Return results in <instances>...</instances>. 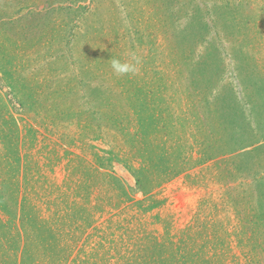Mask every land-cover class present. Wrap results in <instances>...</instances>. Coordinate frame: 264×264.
I'll return each mask as SVG.
<instances>
[{
    "label": "rangeland",
    "instance_id": "obj_1",
    "mask_svg": "<svg viewBox=\"0 0 264 264\" xmlns=\"http://www.w3.org/2000/svg\"><path fill=\"white\" fill-rule=\"evenodd\" d=\"M0 136L34 257L117 264L196 224V262L264 264V0H0Z\"/></svg>",
    "mask_w": 264,
    "mask_h": 264
},
{
    "label": "trees",
    "instance_id": "obj_2",
    "mask_svg": "<svg viewBox=\"0 0 264 264\" xmlns=\"http://www.w3.org/2000/svg\"><path fill=\"white\" fill-rule=\"evenodd\" d=\"M11 127L14 128L12 123ZM4 136H8V134L3 133V137ZM3 137L0 136V140L2 138L3 142L5 141L4 144L12 146V150L5 149L1 155L8 160L9 164L11 163L17 167L22 166L19 162L21 161L22 155L20 156V153L15 145L16 141L18 140H16L14 143H11V141H9V138L3 139ZM15 137L18 138V131H16ZM28 156L25 157V160L29 158ZM113 158L115 159L116 157ZM18 179V175L16 174H13V176L10 178H4L3 176L0 178V212L4 214L2 216L0 215V230H8L3 243H1L0 239V258L3 254H7V252L3 253V249L5 251L7 249H11L10 251L12 252L19 251L21 256L19 264H55L57 262V258L47 261V257L45 256L34 257L33 252L29 250V248H27L25 245L27 243L24 242L26 241V239L24 238V232L26 229L28 230V232L32 231L35 228V225H31L33 220L30 219V215H28V213L26 214L24 213V210H22L24 204L26 205L27 199L29 200V202L30 199L28 196L21 193L19 189H16V186H18ZM9 207L13 209V212L9 211ZM17 210L19 211L18 213H21L20 216H17ZM5 215H8V217H6ZM88 222H93L92 216L90 220H88ZM81 223L83 224L81 226L78 225V228L74 226V229H72L73 232H84V227L89 226L84 225V222ZM79 228L80 230H77ZM199 228L200 226L195 224V226L191 225V227H189L188 229L182 230L180 233V235L182 236L177 240L178 245L176 243V240L172 239L175 238V236H170L169 238L171 240L168 238V241H166V243L163 240L152 242L150 239H148V237H140L135 241L136 249L134 250V253L136 254L118 255L117 257H115V260L119 259L117 264H140V260H144L145 264H219L217 257L219 253H217L218 255L216 254V257L213 256L211 259H204L200 256L198 259L199 262H196V257L193 259L194 254H191L190 250H193L192 247H194L196 243L195 241L191 243L188 236L197 233ZM61 229L65 231L64 227H62ZM53 230L54 229L50 227V232H52ZM66 230L67 231H65L64 233H68L70 231L72 232L71 228ZM62 235L63 233L61 234V236ZM15 242L17 244L16 246L20 244L18 247H16V250H14ZM60 242L62 241L60 240ZM153 243L155 245H158V247H163V252L157 253L156 255L151 253L149 255V252L151 250L149 249V246H151L152 248ZM177 248L179 253H177ZM106 254L107 253L100 255V259L103 260ZM109 258H112V256L108 257V259ZM108 259L104 260L106 261V263L103 264H110L108 262ZM77 260L80 262V259Z\"/></svg>",
    "mask_w": 264,
    "mask_h": 264
},
{
    "label": "clouds",
    "instance_id": "obj_3",
    "mask_svg": "<svg viewBox=\"0 0 264 264\" xmlns=\"http://www.w3.org/2000/svg\"><path fill=\"white\" fill-rule=\"evenodd\" d=\"M140 60L133 55L130 60L121 61L118 58L111 59V70L114 75L123 76L127 74H135L138 71Z\"/></svg>",
    "mask_w": 264,
    "mask_h": 264
}]
</instances>
